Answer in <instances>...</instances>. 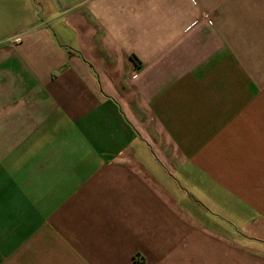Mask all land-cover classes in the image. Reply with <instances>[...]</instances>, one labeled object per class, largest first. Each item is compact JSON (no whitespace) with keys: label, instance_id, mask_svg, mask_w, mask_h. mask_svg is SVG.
<instances>
[{"label":"crops","instance_id":"0c3cea01","mask_svg":"<svg viewBox=\"0 0 264 264\" xmlns=\"http://www.w3.org/2000/svg\"><path fill=\"white\" fill-rule=\"evenodd\" d=\"M0 264H264V0H0Z\"/></svg>","mask_w":264,"mask_h":264},{"label":"trees","instance_id":"16d2710c","mask_svg":"<svg viewBox=\"0 0 264 264\" xmlns=\"http://www.w3.org/2000/svg\"><path fill=\"white\" fill-rule=\"evenodd\" d=\"M133 58H134L135 60H137L135 56H133Z\"/></svg>","mask_w":264,"mask_h":264}]
</instances>
